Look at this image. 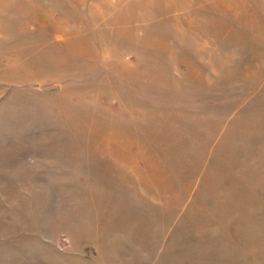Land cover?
<instances>
[{"label": "rangeland", "instance_id": "rangeland-1", "mask_svg": "<svg viewBox=\"0 0 264 264\" xmlns=\"http://www.w3.org/2000/svg\"><path fill=\"white\" fill-rule=\"evenodd\" d=\"M0 264H264V0H0Z\"/></svg>", "mask_w": 264, "mask_h": 264}]
</instances>
